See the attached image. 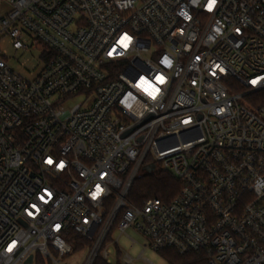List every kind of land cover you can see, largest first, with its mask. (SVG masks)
Returning <instances> with one entry per match:
<instances>
[{
  "label": "built area",
  "instance_id": "built-area-1",
  "mask_svg": "<svg viewBox=\"0 0 264 264\" xmlns=\"http://www.w3.org/2000/svg\"><path fill=\"white\" fill-rule=\"evenodd\" d=\"M7 1L1 32L45 65L0 55V264H62L73 234L110 264L114 228L264 264V0ZM151 163L181 189L138 206Z\"/></svg>",
  "mask_w": 264,
  "mask_h": 264
},
{
  "label": "rangeland",
  "instance_id": "rangeland-1",
  "mask_svg": "<svg viewBox=\"0 0 264 264\" xmlns=\"http://www.w3.org/2000/svg\"><path fill=\"white\" fill-rule=\"evenodd\" d=\"M0 3L8 12L11 9V3L7 0H0ZM31 44V41H29ZM0 55L5 57L8 63L18 72L24 76L33 78L44 67V61L40 58L39 51H26L24 49L17 50L13 47L12 38L5 32H1L0 24ZM78 100V99H77ZM76 102V101H75ZM158 167L161 165L158 163ZM129 235L124 234L118 230L113 229L109 238L118 242L111 243V264H116L117 260L122 264H127L123 260V256L128 253L133 257V261L129 264H168L160 251H156L149 245H145L147 240L137 233L135 230L130 229ZM108 244V243H106ZM88 254V250H81L72 252L62 260V264H83ZM102 256V253L99 257ZM102 258V257H101ZM102 260H104L102 258ZM106 262V261H105Z\"/></svg>",
  "mask_w": 264,
  "mask_h": 264
},
{
  "label": "trees",
  "instance_id": "trees-1",
  "mask_svg": "<svg viewBox=\"0 0 264 264\" xmlns=\"http://www.w3.org/2000/svg\"><path fill=\"white\" fill-rule=\"evenodd\" d=\"M264 95V92L261 93ZM262 96V95H261ZM257 102L264 103L263 98ZM146 160H149L148 158ZM181 189V182L168 170L157 167L152 172L141 170L136 177L134 184L128 195V201L141 206L148 198H161L164 201H170ZM116 222L114 223V226ZM74 239L80 240V243L75 245V251L85 249L89 246L87 239H81L78 235L73 234ZM168 264H209L207 258L202 252H189L180 254L175 249H164L160 251ZM93 264H109L96 256ZM111 264V263H110ZM116 264H122L119 259Z\"/></svg>",
  "mask_w": 264,
  "mask_h": 264
},
{
  "label": "water",
  "instance_id": "water-1",
  "mask_svg": "<svg viewBox=\"0 0 264 264\" xmlns=\"http://www.w3.org/2000/svg\"><path fill=\"white\" fill-rule=\"evenodd\" d=\"M143 170H146L147 172H152L156 169V165L154 163L144 165L142 167ZM31 261V258L29 259Z\"/></svg>",
  "mask_w": 264,
  "mask_h": 264
},
{
  "label": "crops",
  "instance_id": "crops-1",
  "mask_svg": "<svg viewBox=\"0 0 264 264\" xmlns=\"http://www.w3.org/2000/svg\"><path fill=\"white\" fill-rule=\"evenodd\" d=\"M7 13L6 9L0 3V19Z\"/></svg>",
  "mask_w": 264,
  "mask_h": 264
},
{
  "label": "snow or ice",
  "instance_id": "snow-or-ice-1",
  "mask_svg": "<svg viewBox=\"0 0 264 264\" xmlns=\"http://www.w3.org/2000/svg\"><path fill=\"white\" fill-rule=\"evenodd\" d=\"M253 83H255V82H253ZM49 163H51V161H49Z\"/></svg>",
  "mask_w": 264,
  "mask_h": 264
}]
</instances>
